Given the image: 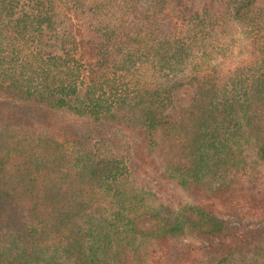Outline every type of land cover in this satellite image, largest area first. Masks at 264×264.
Instances as JSON below:
<instances>
[{"label":"trees","instance_id":"16d2710c","mask_svg":"<svg viewBox=\"0 0 264 264\" xmlns=\"http://www.w3.org/2000/svg\"><path fill=\"white\" fill-rule=\"evenodd\" d=\"M261 3L0 0V264H264Z\"/></svg>","mask_w":264,"mask_h":264},{"label":"rangeland","instance_id":"374dc122","mask_svg":"<svg viewBox=\"0 0 264 264\" xmlns=\"http://www.w3.org/2000/svg\"><path fill=\"white\" fill-rule=\"evenodd\" d=\"M262 6H264V3H261ZM197 89L195 85H186L180 89H178L175 93V99H176V104L175 107L173 109L170 110V113L175 117L178 118L182 113L181 111L186 109L192 102L193 99L196 95ZM0 98L1 99H6V94H0ZM69 118V117H68ZM66 119V118H64ZM73 119V118H71ZM264 126V123H263ZM147 181H143L144 183H146V186L149 185L150 188H154V185L156 186L155 182L149 181V179H145ZM171 187H164V191L166 193L165 197L170 198L172 195H175L176 193H174L173 191H171ZM158 190V188H157ZM163 191V192H164ZM162 193V192H161ZM196 194L194 193H190V192H178L176 197V201L177 203H186V204H190L192 203V201L195 199ZM180 197V199H179ZM198 197V195H197ZM155 226V222L151 221L148 218H143L139 221V228L145 232H149L153 229V227Z\"/></svg>","mask_w":264,"mask_h":264}]
</instances>
